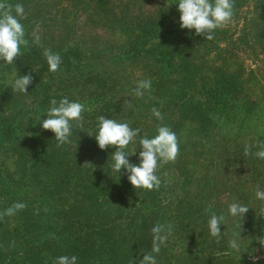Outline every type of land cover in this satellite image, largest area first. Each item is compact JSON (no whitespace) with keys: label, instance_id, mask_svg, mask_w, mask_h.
Returning <instances> with one entry per match:
<instances>
[{"label":"rangeland","instance_id":"374dc122","mask_svg":"<svg viewBox=\"0 0 264 264\" xmlns=\"http://www.w3.org/2000/svg\"><path fill=\"white\" fill-rule=\"evenodd\" d=\"M41 1L45 5V18L31 17L28 22V10L24 8L25 18L20 20L25 28V38L29 41L28 46H21V54L12 64L5 65L0 61V264L41 263L40 242L44 237L52 236L49 229L43 233V226L52 223L51 209L48 201L42 202L41 185L37 186L36 183L38 176L26 175L24 163L27 155L23 148L30 149L29 163L42 156L41 146L33 143V140L38 138L40 121L46 119L45 109L51 106L50 102H43L44 98L64 94L69 101H78L84 106L87 104L82 100L86 96L72 98L73 91H84L87 86L92 87L95 84L94 81L87 84V76L84 74L86 71L107 72L116 78L111 91L115 89L113 93L116 107H122L124 110L119 111L118 121L126 113L127 117L131 118L126 119L128 124L141 130V136L125 149L130 154L136 147V154L130 155L134 164H139L138 155L141 151L136 142L140 137L148 138L146 132L149 128L153 132L158 125L170 127L180 124V127L175 126L176 131L180 132L176 134L178 143H181L179 154L180 147L187 146L194 152L199 164L209 168L207 174L204 171L202 173L203 176H208L207 183L212 182L209 194L197 189V192H188L186 188L181 187V177L175 166L187 163L186 158L181 161L176 158L174 163L169 162L166 166L161 164L157 168L156 175L161 180L160 187L164 189L161 193L164 203L170 207L178 206L185 213L184 217H191H183L181 225H177L173 215L178 212L174 208L173 215L165 220L164 225H172V234L165 248L160 249L159 254H153L157 264H264V247L259 243L264 240V202L255 196L257 186L264 191V161L236 154L238 150H245L246 145L250 146L249 137L242 134L240 141L232 142L230 138L234 136L228 134L231 123L221 129L211 126L205 131H194L188 126L189 119L181 120L174 112L178 96L172 102L168 101L169 90L166 79L160 81L165 74L159 64L151 60L148 63L150 69H147L144 67L143 54H140L135 62L126 58L113 61L117 60L114 57L120 55V47L128 43L130 37L124 30V25H116L111 21H124L125 25L130 26L136 18H157V9L159 5H163L172 7L173 26L178 24V29H182L179 25L178 0H170L169 3L168 0ZM4 2L13 6L17 4L13 0ZM84 3L87 4L84 5L86 12ZM233 12L232 22L216 29L212 40H206L194 33L191 42L183 45V51L193 56L199 78L214 75L217 78H230L240 85L238 96L242 102H251L264 108V34L259 29L263 27L261 8L258 0H234ZM88 13L97 15V18H100L101 14V22L96 25L91 23L94 18ZM39 21L45 24H39ZM34 30L40 35V45L32 43L31 33ZM191 30L195 32L194 29ZM191 30L182 29L180 38L188 35ZM61 46L102 49V63H89L80 69L78 58H72L68 65H60L58 71L49 72L43 57L44 50H40V47L52 50ZM200 67L203 70L200 71ZM74 69V73L66 74ZM32 74L37 75V78H32L31 84L27 86V93L12 90L11 85L16 78ZM77 76L83 78L74 80ZM145 79L151 80V90L145 91L143 97L135 96L133 89L136 88L137 82ZM197 83L195 87L189 86L188 96L199 90V81ZM179 85H184L179 91H186V83ZM177 95L182 94L177 92ZM125 101H130L131 107L125 104ZM153 108L161 112L162 121L153 115ZM129 111L134 112L129 115ZM214 121H220V118L215 116ZM10 125L15 127V132L9 135L6 131ZM202 142H206L203 147L199 145ZM27 144L32 148L27 147ZM189 152L191 154V151ZM240 188L241 192H236V189ZM181 198H186L191 201L189 204L193 205H187ZM233 202L249 208L241 221L239 217H234L228 212V206ZM14 203L26 205L24 209L27 210L32 225L23 222L24 209L16 211L12 216L2 215ZM201 206L203 207L199 208ZM215 207L216 212L213 210ZM195 209L196 212L193 211ZM211 210L224 217L219 225V241L210 235L208 225L205 226ZM233 238L238 239L239 251L229 247V241ZM251 257L258 259L253 261ZM142 258L143 256H137L133 261L138 262Z\"/></svg>","mask_w":264,"mask_h":264},{"label":"trees","instance_id":"16d2710c","mask_svg":"<svg viewBox=\"0 0 264 264\" xmlns=\"http://www.w3.org/2000/svg\"><path fill=\"white\" fill-rule=\"evenodd\" d=\"M13 1L22 4L28 10V22L31 21V17L45 18V5L41 0ZM162 1L166 2V0ZM169 2L171 1L168 0L167 3ZM84 5L87 4L84 3L83 8ZM258 5L261 8L263 24V27L259 29L264 34V0H258ZM167 7L159 5L157 18H136L130 26L125 25L124 21L120 23L111 21L116 25H124V30L130 37L128 43L120 47V55L117 58L114 57L117 60L113 61L126 58L130 62H135L140 54H143L144 67L147 69H150L148 63L151 60L159 64L165 74L160 81L166 79L169 90L168 101L172 102L178 96V104L174 112L180 116L181 120L189 119L188 126L194 131H205L211 126L221 129L231 123L228 134L234 137L230 140L240 141V136L245 134L244 137L248 136L250 139L248 144L252 149V155H248V158L259 159L254 153L260 150L258 145L264 144V108L251 102H242L238 96V91L241 90L240 85L235 84L230 78L225 76L217 78L216 75L198 77V67L193 63V56L183 51V45L191 42L195 32L191 30L188 35L180 38L182 29H178V24L173 26L174 12L171 6ZM84 11L86 12L85 8ZM170 11L171 14H169ZM88 14L94 18L91 23L96 25L101 22V14L100 18H97V15ZM39 24L45 23L39 21ZM41 49L45 48L40 47ZM52 51L60 55V65L66 63L68 65L72 58H78L80 69L89 63H102L100 59L104 56L102 49L87 46H71V48L61 46ZM199 70L203 68L200 67ZM74 72L75 69L66 74ZM84 74L87 76L88 85L91 81L95 84L92 87L87 86L84 91L72 92V98L86 96L82 100L87 103L85 114L82 113L83 126L79 127L76 121L72 122L70 137L72 143L58 147L54 133L42 129L39 123L38 138L34 139L33 143L41 146L42 156L36 157V161L29 163L30 149L23 148L27 155L24 163L26 175L38 176L36 183L37 186L41 185L42 202L48 201L51 209L52 223L43 226V233L49 229L52 236H46L40 242L42 251L40 264H55L56 258L62 255L76 256L77 264H130V260L151 251L152 227L157 223L164 224L165 220L173 215L174 208L178 214L173 216L177 225H181L185 213L176 205L170 207L164 203L165 200L161 197L164 189L161 187L154 190L134 189L124 169H121L119 173L112 170L111 155L116 148L112 146L101 150L98 147L94 138L97 133V117L104 116L122 123H128L126 119L129 120L130 117L128 118L125 113L118 121L119 111L124 110L122 107H116L113 93L115 89L111 91L116 83L115 77L107 72L88 73L86 71ZM31 77L35 79L37 75L32 74ZM80 78L83 77L77 76L74 80ZM197 81H199V90L188 96L189 86L195 87L198 84ZM184 83H186V91H179L184 87L179 84ZM177 92H181L182 95H177ZM64 97V94H59V97L44 98L43 102L47 103L52 99L59 102ZM49 108L45 109L44 114H47ZM133 112L128 113L132 115ZM215 116H218L220 121H214ZM129 125L132 127L131 124ZM175 126L180 127V124ZM175 126L172 125L169 128L176 134L180 133L179 130L176 131ZM156 128L157 126L153 132L149 128L146 132L148 138H153L157 134ZM14 132L15 127L10 125L6 133L10 135ZM205 143L202 142L199 145L203 147ZM27 147H30L29 144ZM236 154L245 156L244 149L238 150ZM127 158L134 163L132 156L129 155ZM177 158L180 161L186 158L188 161L175 166V170L181 177V187L186 188L188 192L197 189L204 194H209L212 182L207 183L208 176L202 175L203 171L206 172L209 168L202 167L194 152L187 146L180 147ZM172 180L175 182L174 179ZM241 190V188L236 189V192ZM181 199L183 202L186 201L187 205H193L189 204L191 201L186 198ZM215 209L216 207L213 210ZM213 210L209 211V216L212 215ZM193 211L196 212V209ZM184 218L191 217L186 215ZM22 220L25 224L32 225L26 209L22 211ZM206 225L208 221H205ZM162 248H165V244L161 246Z\"/></svg>","mask_w":264,"mask_h":264},{"label":"clouds","instance_id":"9594fccd","mask_svg":"<svg viewBox=\"0 0 264 264\" xmlns=\"http://www.w3.org/2000/svg\"><path fill=\"white\" fill-rule=\"evenodd\" d=\"M233 9L234 0H178L179 25L182 29H194L196 35L203 36L206 40H212L214 38L213 32L216 29L225 27L232 22ZM23 18H25V10L22 4L13 6L4 2V0H0V61H3L5 65L12 64L21 54V46L27 47L29 44V41L25 38L24 25L20 22ZM38 27L37 25V29ZM31 36L32 43L40 45L38 31L34 30ZM43 55L48 65V71L52 73L58 71L61 64L60 55L48 48L44 49ZM31 82V75L19 76L12 82V90L27 93V86ZM150 90L151 80L145 79L137 82L133 93L137 97H143L145 91ZM125 104L131 107L130 101H125ZM50 105L46 119L40 121L41 128L54 133L58 147L71 144L72 122L76 121L79 127L83 126L82 113L86 110L85 106L78 101H69L67 97L60 99L59 102L52 99ZM152 113L158 120H163V116L158 109L153 108ZM97 120V133L94 138L98 147L101 150L112 146L116 148V151L111 155L113 160L112 170L119 173L121 169H124L128 174L127 179L134 189H158L161 180L156 175L157 168L161 164L174 162L179 154L176 133L168 126L158 125L156 128L157 134L153 138L140 137L136 142V146L138 144L141 148L138 155L139 164L137 165L131 163L127 158L129 155L136 154V147L130 154L125 149L130 143L134 142L141 130L131 127L126 122H117L104 116L97 117ZM258 147L260 150L255 152L254 155L259 159H264V144L258 145ZM244 154L246 156L252 155L251 146H245ZM255 196L258 200L264 202V191L260 190L258 186ZM25 207L24 203H14L2 215L12 216L16 211ZM248 209V207L235 202L228 206L229 214L239 217L240 221ZM205 211L207 212L208 209ZM223 219L222 215L218 216L213 213L208 220L209 233L217 241L221 236L219 225H221ZM151 233V251L144 253L143 258L138 262L130 260V264H157L153 254H159L161 246L166 244L172 234V225L157 223L152 227ZM259 243L264 247V240L259 241ZM229 247L239 251L238 239L233 238L230 240ZM251 259L255 261L258 258L251 257ZM55 264H77V257L62 255L56 258Z\"/></svg>","mask_w":264,"mask_h":264}]
</instances>
